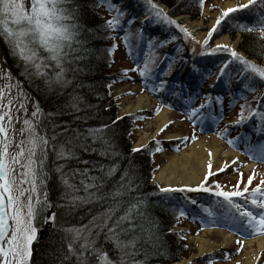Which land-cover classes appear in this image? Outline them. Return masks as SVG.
<instances>
[{
    "label": "snow or ice",
    "instance_id": "1",
    "mask_svg": "<svg viewBox=\"0 0 264 264\" xmlns=\"http://www.w3.org/2000/svg\"><path fill=\"white\" fill-rule=\"evenodd\" d=\"M198 2L203 8L205 0H198ZM68 3L69 0H0V38L6 43L11 56L23 64L20 75L29 80L30 83L36 79L41 80L44 89L48 92L52 91L53 85H59L63 88L72 82L66 78L65 73L68 69L65 67V63L69 60L70 53L79 50L73 47V43L80 44V41L77 40L80 26L79 24L68 23L73 19L66 6ZM144 3L147 6L145 10L146 18H150L151 22L169 26L174 25L185 39L191 37L195 43L201 44V55L205 54V49L212 54L217 51L228 52L231 60L225 62L220 68L218 78L225 75L228 63L238 62L240 64L238 75L242 78L243 88L252 94V99L256 101L257 106L253 107L246 95L239 96L237 99L243 100L244 103L239 105L238 116L230 123L242 125L255 118L261 125H264V103H262L264 101V66L247 59L227 44H215L214 47L206 48L221 22L226 18L234 19L235 17H231L230 14L239 10H248L256 14L252 22L240 24L239 28L248 33H255L260 40H264V0H244L242 3L225 7L212 5L211 7L218 8L219 14L202 41L196 40L187 27L178 24L175 19L168 15L166 9L157 4L155 0H144ZM179 6L180 0H177L174 7ZM96 7H104L110 16L103 26L109 32L107 38L112 41V44L106 49L108 55L111 56L119 47L115 42L116 36L114 35L117 31L123 33L120 39L124 42L126 48H130L129 38L132 33L129 28L134 21V17H129L127 21H124L127 10L119 7L118 0H97ZM137 37L139 40L143 39L142 31L137 33ZM177 39L178 36L176 35L170 37L171 41ZM168 42L170 41L167 38L158 44H155L153 40H149L142 64L137 59L134 67L124 69L121 75L126 77L129 72H135L144 81L145 87L150 82L158 81L150 89L154 93L167 90L173 96L185 95L181 84L174 82L175 86L173 87L169 85L166 79L161 78V76L166 77L171 74L174 66L173 61L167 63L166 70L162 73L158 74L154 71V68L158 66L156 64V48L162 47ZM176 51L179 53L182 48L178 47ZM192 51H195V48ZM42 53H46V55ZM259 54L264 55V46H261ZM77 58L79 57H74V59ZM178 58L183 59L182 57ZM165 59H167V54H165ZM6 63L5 59L0 58V81H3L0 84V264H33V244L38 239L39 223H56V213L49 211L52 204L48 198L46 186V179L49 175L47 171L48 149L49 147L53 149L54 157L58 161L68 162L78 160L79 157L75 151L77 145L73 143L72 137H68L65 142L55 144L53 142L56 141L59 133L49 136L41 124L43 119L53 118L65 113L59 108L56 111L45 113L39 102L35 101L24 89L22 82L13 75L10 69L4 67ZM53 65L56 70L51 73L46 71ZM193 71H199V69L193 65ZM36 87L38 91L41 90L40 85H36ZM107 87L110 89L111 85L109 84ZM108 95L111 96V91L108 92ZM97 96L99 98V94ZM185 98L193 105L189 107L185 116L189 120L201 119L202 110L209 108L213 102L210 94H205L203 102L199 106H195L192 96L187 95ZM82 99L78 95H72L71 100L64 105L65 108L72 110L67 114L71 115L73 120L88 119L87 116L74 115V113L81 111L80 102ZM215 100L220 102L221 98L216 97ZM29 101H32L30 116L27 108ZM162 106L171 107V104L163 101ZM88 107H91V105H88ZM105 107L108 108L111 105ZM159 110L158 107L156 111L159 112ZM126 115L132 116L131 113H126ZM122 119L123 116L117 115L115 119L111 120V124L116 125ZM17 122L21 124L19 128L15 127ZM57 127H62L65 131L70 129L69 124H52L53 129ZM108 128L109 124L105 123L100 127L86 129L85 139L90 136L93 141L99 140L103 145L100 149H92L98 151L101 156L108 155L113 147L103 134L104 130ZM163 130L161 129V131ZM73 131H76V138L78 139L81 134L77 130ZM216 134L221 138L228 137L227 127ZM196 139L194 133L183 138L185 143ZM240 140L239 137H228L227 143L232 147H238ZM244 143L246 145L245 151L249 157L264 163V144L254 146L248 143L247 140ZM79 146L84 148L85 151L88 150L83 143ZM145 147V145H141L133 148L132 152H139L141 148ZM154 150H161L158 141ZM111 154L115 155L114 152ZM208 155L211 156L212 153L209 151ZM235 162L234 160L231 163ZM83 163L88 164L91 162L83 161ZM227 166L226 162L223 167L215 169V172H222ZM116 167L115 164L110 166L100 164L98 170L103 176L110 177L116 171ZM64 168L65 163L57 164L54 167V171L59 174L60 183L65 189L63 196L67 200V203L57 205V207L74 210L82 205L95 202L109 203V200H111V203L108 207L103 208V211L93 215L88 224L63 229L64 232L71 233L72 236L67 242V252L63 255L62 262L75 257V264H89V256L86 253H92L96 256L95 264H146L147 257H145V260L128 259L129 256H134L135 253L126 250L135 248L136 239L122 240L121 232L124 230L117 231L122 223L131 220L132 214L137 211L144 201L137 200L135 203H130L124 213L116 217L109 226V222L112 221L113 216L122 204V201L118 198L125 195V190L131 191L132 177L128 178L127 183H121L115 190L102 192L104 180L100 176L89 175L87 167L83 169L74 168L71 173L73 175L78 173L81 176L80 185L82 186L83 195H79L76 193L80 191V188L70 181L69 173L65 172ZM105 168H107L106 171ZM127 175L126 170L121 176L122 182ZM213 175L214 170L212 165L209 164L202 179L195 186L188 184L169 185L160 188V191L163 193L201 192L214 197V204L208 206L202 204L200 210L206 215L209 223L215 225L224 222L241 236L236 241L239 246L236 251L239 252L243 247L244 238L256 234L264 235V177L259 178L258 182L252 186L253 179L256 176L255 171L253 170L247 180H243V174L240 173L236 184L232 185L230 189H226V186L221 185L217 180H210ZM190 203L195 205L197 201L190 199ZM45 213L47 214L45 215ZM175 213L177 220L187 216L183 206L175 209ZM97 221L100 222L97 223ZM93 228L98 230L107 229L105 238L110 240L118 251V260L110 259L106 252L95 246L96 241L92 234ZM151 235L150 233L149 238H151ZM77 244L79 245L78 248L76 247ZM223 258L228 259L229 257L224 254ZM214 259V257L207 259L206 264H214ZM255 259L259 260V256ZM235 264H241V262L237 260Z\"/></svg>",
    "mask_w": 264,
    "mask_h": 264
},
{
    "label": "trees",
    "instance_id": "2",
    "mask_svg": "<svg viewBox=\"0 0 264 264\" xmlns=\"http://www.w3.org/2000/svg\"><path fill=\"white\" fill-rule=\"evenodd\" d=\"M132 1L118 0L119 7L127 10L124 21H127L129 17H134V21L129 28L132 33L129 38L131 47H125L124 42L120 39L123 33L117 31L114 35L116 36L115 42L119 47L109 56L106 49L112 44V41L107 38L109 32L103 27L105 21L110 18L107 10L104 7H96L97 0H69L66 6L71 12L73 19L68 21V23H75L80 26L79 35L77 36L80 44L73 43V47L79 50L70 53L69 60L65 63V67L68 69L65 73L66 78L72 82L63 88L59 85H53L51 92L44 89L41 80L36 79L30 83L29 80L20 75L23 64L11 56L6 43L0 38V51L4 59L23 80L26 85V91L30 96L39 102L45 113L56 111L57 108L65 113L41 121L47 134L51 136L59 133L56 141L53 142L55 144L65 142L68 137H72L73 143L77 145L75 151L79 157L78 160L68 162L58 161L54 157L53 149L51 147L48 149L47 171L49 175L46 179V186L48 198L52 204V208L49 211H55L56 223L45 229L41 240L37 239L34 242L33 264H75V257H72L69 261L62 262V257L67 252V242L72 236L71 233H66L63 229L88 224L93 215L103 211V208L108 207L109 203H111V200H109V203L95 202L82 205L74 210L57 207V205L67 203L66 198L63 196L65 189L60 183L59 174L54 171L55 165L60 163H65L64 171L69 173L70 181L80 188V191L76 193L79 195H83L82 186L80 185L81 176L78 173L74 175L71 173L74 168L83 169L87 167L89 175L100 176L104 180L102 192L113 191L121 183H127L128 178L132 177L131 191L125 190V195L118 198L122 201L121 207L113 216L112 221L109 222V226H111L116 217L122 215L130 203H135L137 200L144 201L137 211L132 214L131 220L125 221L117 229L118 232L121 229L124 230L121 232L122 240L136 239L135 248L126 250L135 253L134 256L128 257L129 260H145V257H147L146 264H174L180 260L181 256L189 255V252L182 247L177 237L175 239L176 233L170 230L173 227L172 214L176 215L175 209L179 207L175 204L171 205L169 203L170 200H167L165 195L159 193L157 187L152 185L155 166L152 167L153 159L149 157L152 158L151 154L154 153V149L149 147L139 152H132L136 123L134 117H124L116 125L111 124V120L115 119L119 110L116 100L108 95V92L111 91L118 79V76L112 77L109 73L115 56L120 52L123 57L126 55L131 56L139 47L144 55L147 51V42L149 40H153L155 44H158L167 38L170 42L156 48L157 61L165 54H170L167 49L176 45L179 40H170L172 35L177 36L178 29L174 25L169 26L151 22L150 18L145 24L138 23L137 17L145 13L147 6L144 0H136V6L131 4ZM159 1L168 7L169 14L174 17L188 15L195 19L201 15L203 10L198 0H180L179 7H174L177 4V0ZM237 23L238 26L225 25L219 31L225 33H233L234 30L242 31L243 43L240 46V50L250 58L264 62V57L259 54L261 46H264V40H260L255 33H248L239 28L240 24L247 22L237 21ZM125 26L127 27V25ZM141 31L143 39L139 40L137 33ZM219 31L217 30V32ZM6 53L7 55H5ZM42 54L46 55V53ZM74 57L79 58L74 59ZM54 70H56L54 65L46 69L49 73ZM109 84L111 85L110 89L107 87ZM36 85H40L41 90L38 91ZM97 94H99V98ZM72 95H78L83 98L80 102L81 111L74 113V115L87 116L88 119L73 120L72 116L67 114L72 112V110L65 108L64 105L71 100ZM88 105H91V107H88ZM107 105H111V107L106 108L105 106ZM53 123L58 125L69 124L70 129L67 131L62 127L53 129ZM105 123L109 124V128L105 129L103 134L113 147L108 155L101 156L98 151L92 150L103 147L101 142L99 140L93 141L90 136L85 139V136L87 128L100 127ZM73 130H77L81 134L78 139L76 138V131ZM81 143L85 145L88 149L87 151L79 146ZM112 152L115 155H112ZM83 161H90L91 163L84 164ZM100 164L105 166L115 164L117 166L116 171L112 176L105 177L98 170ZM106 170L107 168H105ZM126 170L128 175L125 176L122 182L121 176ZM99 222L97 221V223ZM44 224L47 223L40 222L39 228ZM106 233V228L103 230L92 229L93 238L96 241L95 246L106 252L110 259L118 260L119 253L114 248L113 243L105 238ZM150 233L152 234L151 238H149ZM76 247L78 248L79 245L77 244ZM86 255L89 256V264H95V254L86 253Z\"/></svg>",
    "mask_w": 264,
    "mask_h": 264
},
{
    "label": "rangeland",
    "instance_id": "3",
    "mask_svg": "<svg viewBox=\"0 0 264 264\" xmlns=\"http://www.w3.org/2000/svg\"><path fill=\"white\" fill-rule=\"evenodd\" d=\"M229 1H237L238 2V0H207L205 2V7L203 9V13L199 17L193 19V18H191V16L181 15V16L177 17V19L181 23H183L185 27H187L185 25L186 23L184 22L185 19L186 20L189 19L190 21L202 20V25L197 29V34H193V32H191L189 30L191 32L192 36L195 37L196 40L202 41L205 38V36H206V34L208 32V29L211 27V25L213 24L214 20L216 19V17L219 14L218 8L211 7V6L212 5H219L220 7H224L223 4H225L226 2H229ZM131 4L133 6H135L136 5V0H133L131 2ZM167 10H169V9L167 8ZM213 13H215V14H213ZM244 13H246L247 15L253 16L254 18H255V15H256L254 12H249L248 10H246ZM252 21L253 20L247 21V23H250ZM243 24H246V23H243ZM225 25L238 26V23L236 21L232 20V19H225L224 22H222L221 26L218 28V31H219V29L221 27L223 28V26H225ZM233 33H231V32L230 33H225L223 31H219V32L216 31L215 33H213L212 37L210 38L209 45L206 46V48H210L209 46L212 45V40L214 38L219 37L217 39V41L215 42L216 44H219L218 41L220 40V38L223 37V36H227L230 39V42L227 45H230L232 48H234V49L237 48L239 50L241 44L243 43L242 31L234 30ZM201 36H203L202 40L200 39ZM235 43L237 45H235ZM189 44H190V46H197L195 48V51H196L197 54H199V57H203V56L207 57V58H211L212 57V53L207 52L206 49H205V54L202 56L200 54L201 53V46L198 43H195L193 40H191V41L189 40ZM220 44H222V43H220ZM212 47H214V46H212ZM241 52H243V51H241ZM244 54H246V53H244ZM262 56L264 57V55H262ZM170 57H171V55L167 56V59L170 58ZM196 57L198 58V56L196 55L195 57L190 59V61L195 60ZM0 58L4 59L1 51H0ZM252 61H254L255 63L257 62L258 65L264 66V62H260V61H258L256 59L252 60ZM4 67H6V68L11 70L13 75L22 82L23 87L26 90L25 83L17 75V73L15 71H13L12 67H10V64L6 63V65H4ZM124 68H127V64L125 63L123 54L120 52V53H118L115 56L114 63L111 64V68H110V72L109 73H110V75H112V77L113 76H118V79H121V80L122 79H126V81H123V82H128L129 81V77H131L132 80L129 83H127V84L113 86L111 88V96L116 100V102L118 104V107H119L118 115H120V116L125 115V114H122V107L121 106H122L123 100L125 98H127V97H133L134 98V97L139 96V95H141V96L142 95H146L150 99V102L155 104V108L151 112L147 113L146 115L140 113V116L143 117L142 118L143 121L135 123V133L133 134L134 145L136 146L139 136L142 133H144V132L150 135V138L152 140L150 142V144L152 143L150 145L151 149H154V147H155V144L153 142L165 140L166 136H167V133H176V134H180L182 136L181 139L173 140V142H172L173 144L174 143L178 144V147L170 148L169 143H167L166 146L163 144V145H161L162 147H161V152L160 153H158V154L153 153V154H151L152 158L149 157L150 159H153L152 160V164H151L152 167L155 166L154 179L152 181V184L155 186V184H156V183H154V180H155V177H156L155 174H157V172L160 170L163 162L166 160V157L170 156L171 154H177V153H180L181 151L186 150L193 143L192 142L193 140H189L187 143H185L183 138L187 137V136H190V135H192L194 133L196 135V137H197V139L195 141H197L202 136L199 133H197L195 130H193V128L190 126V124L188 122H185L184 118L179 116L175 111L171 110L167 106H162V102H161V99L159 97V95H160L159 92L158 93H154L153 91L150 90L151 88H146L144 86V84L142 83V81L137 76H135L134 74L128 75L126 77L122 76L121 73H122V69H124ZM2 83H3V81H0V84H2ZM125 86H129L130 87L129 89L126 90L125 93H123L121 95L116 93L117 89H123V88H125ZM129 93H132V94L130 95ZM158 107L160 109L159 112L156 111V109ZM27 108H28V115L30 116L31 111H32V101H29V103L27 105ZM165 109H169L170 110V120L166 124L167 125L166 128H165L166 125H164V127H163L164 130L163 131H160L159 133H155L156 127H153V126L148 127L147 124H148V122H153L155 117L162 110H165ZM232 114L233 113H230V116H228L226 118L225 122L223 123V125L219 129V131H220V130H223L225 127H227L228 137H231V133H229L230 131L235 132V131L239 130V128L241 127L240 125H235V124L230 123V121H234L236 119L235 116H233ZM21 115H22V113H21ZM20 126H21V124L19 122H17L15 124L16 128H19ZM176 127H178V128L176 129ZM212 134L213 135L208 134L206 136H209V137L212 136V137H216V138L218 137V140H220V142L223 144V146H222L223 150L224 151L229 150V144L227 143V140H226V139H228V137H225L222 140L220 138V136H218L216 133H212ZM180 141H183V143L179 144ZM173 144H171V145H173ZM134 145H133V147H134ZM240 156L242 157V160H243L242 162H244L243 164H240L239 166H237V163H236L235 165L228 166L226 168L228 170L224 169L225 170L224 173L217 174L218 176L214 175V176L210 177V180L215 179L221 185L226 186V189H230L232 185L236 184L237 178H238L240 173L243 174V180H247V177L254 170L255 173H256V176L253 179V185H252V186H254L258 182L259 178L264 177V167L257 166L256 168H254V169H252L250 171H246L245 168L247 166V163H250V161H249V159H247V157L245 156L244 153L240 154ZM175 217H176V215L172 214V221H173L172 231L174 233H176L175 239L177 237V239L181 243L182 247H184V249H186L189 252V256L188 257H185L183 259L181 258L182 260L179 262V264H180V263H182L184 261H188L190 258H192L193 255H197L198 254V245H199V243H197L196 239L199 236H201V234H202L204 229H202V230L198 229V227L193 225L192 222H187V221L180 222L181 225L177 226L178 223H179V220H177ZM47 225L48 224H44V225L41 226V228H39V235H38V239L39 240L42 239L44 233L41 234V232L45 231ZM181 237H184V238H181ZM211 240H212V242L214 244H219L220 242H222V238L220 236H218V235H214ZM238 256H237V259L232 264H235V262L237 260H239L241 262V264H244L245 259H244L243 254L242 255L240 254ZM261 256H262V259H261L260 263L262 262V264H264V249L262 251ZM205 260H204V262L206 264Z\"/></svg>",
    "mask_w": 264,
    "mask_h": 264
},
{
    "label": "bare ground",
    "instance_id": "4",
    "mask_svg": "<svg viewBox=\"0 0 264 264\" xmlns=\"http://www.w3.org/2000/svg\"><path fill=\"white\" fill-rule=\"evenodd\" d=\"M244 2L241 0L240 3ZM233 1H229L223 6L235 5ZM215 14V13H213ZM186 20V19H185ZM184 22L187 28L197 34V29L202 25V20L190 21L187 19ZM203 39V36L200 37ZM230 39L227 36L220 38L218 43L229 44ZM235 45H237L235 43ZM214 81V80H213ZM129 86H125L123 89H117V94H123L129 89ZM122 114L131 113V114H144L151 112L155 108V104L150 102V99L146 95H139L136 97H127L122 102ZM170 120V111L168 109L162 110L153 120V122H148V127H156L155 133H158L163 129L164 125ZM178 127H176L177 129ZM167 141L175 139L178 137V134H167ZM150 135L147 133H142L138 140L136 147L141 145H147L150 142ZM223 144L216 137H209L203 135L199 140L193 142L186 150L181 151L177 154H171L166 157V160L163 162L160 170L157 172L155 181L160 184L162 187L178 186V185H192L195 186L202 179L207 166L212 165V168L215 172V169L221 168L227 162V165L232 164L231 161H236L237 164H243L242 157L232 151V150H223ZM209 151L212 153L211 156L208 155ZM255 168L254 163H247L245 168L246 171H250ZM218 235L222 238V242L219 244H214L212 242V237ZM198 245V254L193 255L190 259L194 261L196 258H199L203 255L212 254L218 252L221 249H229L234 246L235 238L232 234L224 233L220 230H204L196 239ZM264 249V237L259 238L256 242L247 243L243 256L245 259L244 264H257V256L260 257L262 250ZM186 262V261H184Z\"/></svg>",
    "mask_w": 264,
    "mask_h": 264
},
{
    "label": "water",
    "instance_id": "5",
    "mask_svg": "<svg viewBox=\"0 0 264 264\" xmlns=\"http://www.w3.org/2000/svg\"><path fill=\"white\" fill-rule=\"evenodd\" d=\"M51 212H53V211H51ZM51 226H52V223L49 222L48 225H47V227H51ZM47 227H46V228H47ZM43 233H44V231L41 232V234H43Z\"/></svg>",
    "mask_w": 264,
    "mask_h": 264
}]
</instances>
